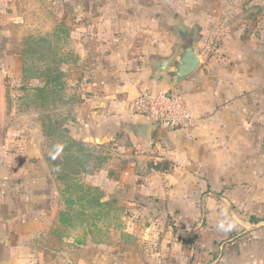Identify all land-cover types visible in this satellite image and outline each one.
I'll use <instances>...</instances> for the list:
<instances>
[{
    "label": "rangeland",
    "instance_id": "1",
    "mask_svg": "<svg viewBox=\"0 0 264 264\" xmlns=\"http://www.w3.org/2000/svg\"><path fill=\"white\" fill-rule=\"evenodd\" d=\"M155 1L163 5L161 36L154 32V21L148 14L139 16V7L148 10ZM260 2L0 0V167L16 171L10 179L32 196L33 203H22L16 210L32 219L28 225L21 224L20 230L33 235L28 245L35 250L37 263L226 264L228 256L235 263L234 248L243 247L246 240L250 241L248 248L264 250L263 235L236 238L244 230L237 225L235 212L220 207L213 195L207 199L205 193L197 191L195 196L200 201L194 202V207L171 209L161 205L152 191L144 194L138 205H129L134 194L114 189L111 183L129 163L122 154L123 137L117 135V143L97 145L73 138L78 119L87 112L85 105L91 93L83 81V71L91 59L88 51L95 46L88 27L81 25L89 26L97 18L94 13L103 11L101 17H105L108 11L111 31L107 37L112 44L122 41L128 46L140 40L152 46L161 38L160 56L153 48L146 49L147 82L167 93L196 96V91L214 83L208 77L218 80L222 37L243 28L245 39L264 38V7L256 4ZM182 30L196 32L202 64L187 83L173 90L169 81L159 78L158 62L159 58L165 61L174 57ZM147 163L137 164L135 176L127 177L126 183L148 186L155 180L151 173L171 168L169 160ZM64 169L74 174L78 171L76 179L84 187L98 185L102 201H113V207H97L92 197L82 196L76 188L65 192L68 181L58 176ZM259 210L263 216L264 208ZM243 211L256 216L252 205ZM64 213L68 216L63 218L75 223L83 220L87 227L63 225Z\"/></svg>",
    "mask_w": 264,
    "mask_h": 264
},
{
    "label": "crops",
    "instance_id": "2",
    "mask_svg": "<svg viewBox=\"0 0 264 264\" xmlns=\"http://www.w3.org/2000/svg\"><path fill=\"white\" fill-rule=\"evenodd\" d=\"M259 1L256 4L264 7V0H256ZM157 2L148 10L142 11L139 7V16L148 14L154 21V32L161 36L163 5ZM107 12L101 17L103 11H98L94 13L97 18L89 26L81 25L88 27L95 46L88 51L91 59L84 69L87 71H83V81L91 93L85 105L87 112L78 119L73 138L97 145L108 141L117 143V135L123 137L122 154L129 163L111 183L114 189H123L127 195L134 194L129 205H138L144 194L154 191L161 205L171 209L189 208L200 201L195 196L200 191L207 199L215 196L220 207L235 212L237 225L244 230L236 238L242 234L256 239L264 236V215H260L259 210L264 208V38L245 39L243 28L222 37L223 54L219 57L217 82L214 76L208 77L214 83L209 82L208 86L196 91V96L194 93H171L182 96L192 109L191 125L173 131L159 127L150 139V130L156 124L133 114L129 103L141 91L154 87L147 82L144 72L148 61L145 54L149 52L146 49L153 48L154 54L158 51L160 56L161 38L158 42L154 40L152 46L140 40L129 47L123 46L122 41L112 44L107 37L111 31ZM81 56L84 60L85 55ZM159 62H162L161 58ZM2 73L0 70L1 82ZM155 159L159 164L169 160L170 171L151 173L155 180L148 186L126 183L127 177L135 176L133 170L137 164L146 165ZM15 172L12 168L0 167V264H45L43 261L37 263L35 250L28 245L33 235L20 230L21 224L28 225L32 219L16 209L22 203H33V199L27 189L10 179ZM157 192L161 197H157ZM246 205L256 209V216L252 217V213L248 216L243 211ZM247 241L243 247L234 248L237 261L230 262L231 256H228L226 264H264V250L248 248L250 241Z\"/></svg>",
    "mask_w": 264,
    "mask_h": 264
},
{
    "label": "built area",
    "instance_id": "3",
    "mask_svg": "<svg viewBox=\"0 0 264 264\" xmlns=\"http://www.w3.org/2000/svg\"><path fill=\"white\" fill-rule=\"evenodd\" d=\"M131 112L148 119L165 130H178L191 125L194 115L185 99L177 94L148 88L129 103Z\"/></svg>",
    "mask_w": 264,
    "mask_h": 264
},
{
    "label": "water",
    "instance_id": "4",
    "mask_svg": "<svg viewBox=\"0 0 264 264\" xmlns=\"http://www.w3.org/2000/svg\"><path fill=\"white\" fill-rule=\"evenodd\" d=\"M83 2H80L82 5ZM179 44L174 57L158 63L159 78L171 83L176 89L193 75L201 66L202 59L198 51V37L194 30H182L179 34ZM159 125L150 130V139L154 138Z\"/></svg>",
    "mask_w": 264,
    "mask_h": 264
},
{
    "label": "trees",
    "instance_id": "5",
    "mask_svg": "<svg viewBox=\"0 0 264 264\" xmlns=\"http://www.w3.org/2000/svg\"><path fill=\"white\" fill-rule=\"evenodd\" d=\"M78 171H76V173H72L70 171H66L61 170L59 175L61 178L60 180L62 181H68V186H66V190L65 192L74 190L75 188L78 189V193H80L82 196H88L92 197L93 201H95L96 206L100 207V208H112L113 205L115 204L113 201H107V202H103L102 198H101V192L99 191V189L95 186H89V187H84L82 183H78V180L76 179V177L78 176ZM74 176V177H73ZM64 190H61V193H65ZM94 193H97V196L95 198ZM80 195V199L82 200V196ZM93 203V202H92ZM119 210V209H118ZM82 215H84V213H82ZM68 216L67 214H62V219H61V223L65 226H69V227H78V226H83V227H87V223H85L83 220H81V222L79 223H75L73 222V220L71 219H65L63 217Z\"/></svg>",
    "mask_w": 264,
    "mask_h": 264
}]
</instances>
